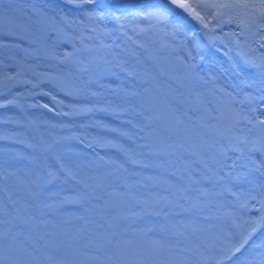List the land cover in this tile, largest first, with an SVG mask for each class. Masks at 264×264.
I'll use <instances>...</instances> for the list:
<instances>
[{
	"label": "snow or ice",
	"instance_id": "1",
	"mask_svg": "<svg viewBox=\"0 0 264 264\" xmlns=\"http://www.w3.org/2000/svg\"><path fill=\"white\" fill-rule=\"evenodd\" d=\"M137 21L147 24L142 27ZM108 23L113 27L109 28ZM158 25L170 29L165 35L179 41L185 56L180 58L179 86L169 88L159 101V115H145L146 101L159 96L156 77L147 62L157 65L161 54L134 37ZM232 26L239 31L224 32L225 27ZM45 29L46 34L55 33L57 39L73 46L72 52L54 55V59L77 65L81 72L94 69L83 87L74 85L71 72L61 76L38 74L60 91L77 97L98 96L87 89L104 77L132 82L110 89L120 103L70 108L119 115L125 111L121 104H127L153 126L151 144L145 146L154 155H176L186 166H200L196 168L203 172L200 178L186 167L193 185L239 181L252 173L262 179L253 183L258 196H249L240 203L248 227L238 239L225 230L222 255L217 256L207 248L193 250L189 246L183 226L169 219L171 212L163 211L171 206L166 198L126 201L125 193L107 191L104 176L88 175L79 165L67 163L58 140L41 139L28 144L33 154L21 156L18 165H0V178L13 179L16 187V191L8 185L2 189L7 195L0 199V264H264V241L250 245L254 234L264 230V0H150L124 8L107 0H63L62 4L28 8L0 0V49L28 53L23 42L36 43L37 34ZM198 32L207 43L201 42ZM112 34L131 42V47L123 49L128 59L116 51L120 45L115 41L103 42L102 37ZM225 37L232 38L240 61L224 52L230 66L221 65L219 72L206 71L198 63V59L204 60L200 50L208 43L223 42ZM81 52L90 54L92 69L76 58ZM20 75L17 72L5 79L40 86V82L20 81ZM45 95L56 100L51 93ZM16 103L15 99L5 100L0 107ZM41 107L48 109L47 104ZM126 123L140 127L133 119ZM7 138L0 134V139ZM228 160L232 162L226 163ZM52 185L70 187H60L50 194ZM196 190L204 196L215 194L211 188ZM64 192L69 194L62 195ZM180 199L192 200L186 196ZM68 205L78 206V211L65 212ZM174 207L186 213L198 204L185 207L177 201ZM253 209L256 215H250ZM74 222H79L78 226ZM189 254L196 256L194 262Z\"/></svg>",
	"mask_w": 264,
	"mask_h": 264
},
{
	"label": "rangeland",
	"instance_id": "2",
	"mask_svg": "<svg viewBox=\"0 0 264 264\" xmlns=\"http://www.w3.org/2000/svg\"><path fill=\"white\" fill-rule=\"evenodd\" d=\"M44 1L49 0H43V2L26 0L27 6L25 5L24 8L48 4ZM113 1L124 5V7L127 5L139 6L150 2V0ZM137 23L142 27L147 24L146 21H137ZM107 26L113 27L111 23H108ZM169 30L163 25H158L156 29L134 37L147 43L161 54L157 65L147 62L156 77L159 96L146 101L148 111L144 113L145 115H159L161 112L159 101L164 99L169 88L179 86L178 78L182 74L180 58L184 57L185 53L180 50L179 41H173L165 35ZM229 31L238 32L239 29L235 26L224 28V32ZM47 32V29L44 32H39L38 39L34 44L29 45L27 41L23 42L24 47L29 48L28 53L18 49H0V82L4 85L0 87V103L11 99L17 101L16 104L0 107V134L8 137L0 139V165L4 167L18 165L21 156L33 154L32 149L28 147L29 143H37L41 139L48 142L58 140L66 162L70 165H79L88 175L104 176L105 182L109 186L107 191L125 193V200L129 202L132 198L138 200L166 198L165 202L171 206L164 208L163 211L171 212L172 215L169 219L173 223L183 226L189 246L193 250L204 247L217 256L222 255L223 232L227 230L232 233L234 238L238 239L239 233L248 227L244 224L245 214L240 208V203L248 199L249 196H258L259 190L253 188V183H259L262 178L257 173H252L239 181L226 180L215 185L206 182L193 185L186 175V167L192 170L193 175L200 178L203 172L196 171V168L200 166H186L176 155L164 157L154 155L151 148L145 146L151 144L153 126L136 115L135 111L128 109L127 104H121L125 111L119 115L113 114L111 111L77 112L70 108L69 105L96 104L103 106L108 101L120 103L110 89L115 88L117 84L130 86L132 82L130 79L118 80L115 77H104L98 83L89 85L87 89L89 93H99L98 96L89 94L77 97L60 91L52 82L38 74L61 76L71 72L74 85L83 87L84 83L90 79L94 69L90 64V54L87 52L77 53L76 58L89 65L92 69L89 72H81L77 65L62 64L54 59V55L72 52L73 46L67 40L57 39L55 33L46 34ZM129 35H133V33L130 31ZM102 39L107 44L115 41L120 45L116 51L120 52L122 58H129L123 49L131 47V42L126 41L123 37L116 39L115 34L104 36ZM50 43H56V45H52L53 49L50 51H53V54L48 52L51 47ZM86 43L96 42L86 41ZM168 45L171 47H166ZM76 46L80 47L78 41ZM213 46L214 50L210 56L204 57L202 62L198 59V63H201L206 71L219 72L221 65L225 68L230 66V61L224 52H228V55L236 60V49L231 37H225L223 42L217 41ZM141 55H143L142 52ZM130 62L135 63L134 60ZM17 72L21 73L20 81L40 82V86L33 87L29 83L5 79L8 76L14 77ZM45 93H51L56 100L53 101L52 97ZM57 101L62 103L58 104ZM45 104L48 105V109L41 107ZM52 108H55L56 111L49 110ZM57 112L61 114L57 115ZM63 113L74 114L63 115ZM128 119H133L140 127L135 128L127 124ZM209 123H215V121H209ZM123 133H128V135ZM90 144L91 146H89ZM79 161L81 162L79 163ZM231 162V160L226 161L228 164ZM5 185L16 191L13 179L5 181L0 178V199L7 195L2 190ZM60 187L67 189L70 186L52 185L49 186L48 192L50 194L57 192ZM197 188H211L215 194L204 196L196 190ZM185 189L187 191H184ZM182 196L191 197L192 200L180 199ZM177 201L184 204L185 207L196 202L198 207L190 212H179V209L174 207ZM251 203L256 202L251 201ZM64 211L67 213L76 212L78 206L68 205ZM250 215H255V209ZM148 219L157 218L149 217ZM74 223L78 226L79 222ZM261 242L258 239L253 244ZM189 258L193 262L196 260V256L192 254H189Z\"/></svg>",
	"mask_w": 264,
	"mask_h": 264
},
{
	"label": "bare ground",
	"instance_id": "3",
	"mask_svg": "<svg viewBox=\"0 0 264 264\" xmlns=\"http://www.w3.org/2000/svg\"><path fill=\"white\" fill-rule=\"evenodd\" d=\"M36 1H38V2H43V0H36ZM9 2V0H4V3H8ZM11 2L12 3H15V4H18V5H20L21 7H24L27 3H26V0H18V1H16V0H11ZM45 3H48V4H53V5H57V3H55V2H53V1H44ZM27 6V5H26ZM40 37V36H39ZM37 39H38V37H37ZM52 45L54 46V45H56V43H50V48H49V50H48V52H50L53 48H52ZM53 52V51H52ZM52 52H50V54H53ZM31 80V79H30ZM33 83H35L34 81H32ZM78 153V152H77ZM80 154V153H79ZM81 161H79V163H80ZM16 190V189H15Z\"/></svg>",
	"mask_w": 264,
	"mask_h": 264
}]
</instances>
